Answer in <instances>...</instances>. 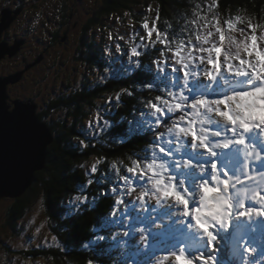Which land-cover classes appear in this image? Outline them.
<instances>
[{
	"label": "snow or ice",
	"instance_id": "snow-or-ice-1",
	"mask_svg": "<svg viewBox=\"0 0 264 264\" xmlns=\"http://www.w3.org/2000/svg\"><path fill=\"white\" fill-rule=\"evenodd\" d=\"M217 7L218 0H211L209 16L196 5V19L186 21L195 30L185 26L187 38L161 31L155 22L150 26L146 18L142 27L147 44H135L127 51L116 45L115 53L128 57L123 74L142 71L150 78L141 87L156 92L152 98L139 101L147 111L141 110L139 119L128 121L129 133L152 132L154 141L142 156L129 157L130 165L124 166L127 175L117 162L111 164L116 181L107 173L94 179L101 160L93 163L85 172L86 185L68 200L66 213H62L69 223L96 200H89L87 186L107 181L112 185L114 203L102 227H122L124 237L139 233L144 245L141 251L151 245L150 236L140 225L155 224L166 216L169 225L161 229L156 224V235L174 230L177 236L176 243L164 253L165 260L172 264H222L217 253L219 245L227 241L233 255L250 264L249 257L243 255L256 251L250 246L249 233L256 231L257 224L264 229V23L254 24L251 18L245 21L241 17L221 21L214 12ZM156 44L161 48L156 49ZM149 45L159 53L151 66L141 60ZM105 55L114 56L108 46ZM134 89L122 87L116 92L114 106L123 104L122 95L134 98ZM106 103L110 113L113 97ZM100 119L97 112L96 127L101 131L111 126L108 120L101 126ZM22 128L32 136L40 135L26 121ZM89 128L96 130L91 122ZM117 142L124 143V139ZM79 145L89 147L84 139ZM119 164L123 166L122 161ZM98 196L107 197L109 192L101 188ZM153 200L164 211L155 217L144 215L156 211ZM170 200L174 204L168 203ZM129 210L139 214L132 216ZM116 235L113 233V239ZM105 239L97 234L82 247L91 250Z\"/></svg>",
	"mask_w": 264,
	"mask_h": 264
},
{
	"label": "trees",
	"instance_id": "trees-1",
	"mask_svg": "<svg viewBox=\"0 0 264 264\" xmlns=\"http://www.w3.org/2000/svg\"><path fill=\"white\" fill-rule=\"evenodd\" d=\"M21 1L25 5L24 10L26 11L28 9V5L26 6L27 0ZM46 1L52 2V0H41L40 6L32 5V10L38 12V9H42L43 5L47 3ZM70 1H61V4L66 5L67 9L65 13L60 12L63 16V21L60 22L62 26L53 30L54 40L58 42L60 33L58 30L62 31L63 25L70 26L74 24L70 19L73 12L72 7L69 5ZM155 2L158 5L157 15L159 16L158 19L156 16V25L161 31H166L170 35L175 34L178 38H187L184 29L185 26L190 29L191 24H186V21L196 18L193 15L194 11H199V9H196V5H200L203 13H207L209 16L212 15L208 9L205 10L211 0H99V3H94L92 7V9H95V13L91 15L90 20L92 23V20L95 21V19L99 21L103 15L127 10L140 20L141 13H139L138 5L146 6ZM99 5L101 6L99 7ZM19 8L21 14L22 8ZM2 10L11 11L8 8H0V12ZM18 10L16 9V11ZM214 12L219 14L221 21L229 17H241L245 21L251 18L254 24L264 23V0H218V7L214 9ZM43 22L46 23V20ZM144 51L143 48L142 52ZM84 52L89 54L87 51ZM158 55L159 53L153 51L149 45L147 54L142 56L141 60L143 64L151 66V61L157 58ZM137 73L142 74L140 78L143 81L150 78L140 70L132 75ZM73 86V83L68 84L65 93L44 100L42 104L44 107L41 110L38 109L40 104L30 99L37 105L36 115L38 121L46 124L54 140L46 150V162L43 170L34 173L30 187L20 197L8 199L5 216L3 221L0 222V252L10 253L11 260L15 259L13 253L19 254L21 259L50 258L52 264H87L89 260H92L93 264H126L129 256L132 258V256L137 257L140 254V245L135 243L138 233L124 237L122 227H102L109 217L110 207L114 203V198L110 196L111 184L106 181L104 184L87 186L86 194L89 200L92 201L93 197H96V200L89 208H82L79 214L74 215L71 223L68 222V217L62 215V213H66L65 206L68 200L79 194L78 189L86 185L88 177L85 175L86 169L82 165L90 158H94L96 161L101 160V163L97 165L100 172L93 175L94 179H99L101 174L107 173L112 181H116L115 169L111 168V164L117 162L123 174L127 175L124 172V166L130 165L129 157L142 156L146 146L154 141L152 132L130 134L128 121L138 119L141 110L147 111L143 109L139 101L152 98L156 95V92L155 90L152 92L144 90L140 85V88L134 89L136 90L134 98L122 95L123 104L119 108L114 106L115 100L113 98L111 112H107L111 126L107 128L106 134L103 137L101 136L102 141H86L89 147L82 148L79 145L81 138L78 125L83 123V117L86 115L84 107L92 105L95 99L104 94L118 92L122 86L133 89L134 83L128 78H113L109 79L105 86L104 84H98L92 88V85L90 87L88 85L84 90L74 89ZM27 100L29 99L27 98ZM134 112L135 117L133 116ZM53 113L55 116L61 114L62 116L52 123L48 119V115ZM159 130L163 131L164 129L161 127ZM119 139H124V143H118ZM121 161L123 166L119 164ZM101 188L106 189L109 196L100 198L98 191ZM39 198L43 200L51 232L56 237L55 240L61 243L64 248L61 249L54 245L34 249L17 250L16 247L12 249L13 243L10 242L9 244L6 240L15 237L18 220L26 216L32 204ZM128 199H134V196ZM0 200L2 202L3 200L7 201L5 198ZM129 212L132 216L139 214L135 211L131 212V210ZM113 233H117L115 239H113ZM97 234L104 235L106 239L93 245L91 250L82 247L84 243L92 240ZM219 250L217 255L222 264H243L231 251L229 252L228 248L226 250L220 247ZM250 257V264H258L252 256ZM135 262L138 264L137 261Z\"/></svg>",
	"mask_w": 264,
	"mask_h": 264
},
{
	"label": "rangeland",
	"instance_id": "rangeland-1",
	"mask_svg": "<svg viewBox=\"0 0 264 264\" xmlns=\"http://www.w3.org/2000/svg\"><path fill=\"white\" fill-rule=\"evenodd\" d=\"M61 1H46L47 3L43 5V9L41 10L58 11L59 13H56L57 17L53 19L55 21L59 14H61L60 12L65 13L67 9V6L61 4ZM94 3H99V0L70 1L69 5L73 9L72 15L74 19L72 21L74 24L70 26L63 25V30H58L60 32L58 35L59 42L54 40L53 31L49 30L48 24L38 29V31L31 30L30 28L33 25L31 22L35 17L32 5L40 6L41 0H27L26 6L28 5V9L26 11L23 10L24 12L21 18H19L18 23L12 25L13 19L2 30L0 43H6L12 47L15 44V38H18L17 40L20 41L16 53L12 55L4 54L0 58V78L12 75L18 76V79L14 83L6 85V95L8 96L6 103L9 106L10 112L14 109L12 102L18 99L24 102L33 99L37 104H40L38 109L41 110L44 107L42 105L44 100L53 98L60 93H65L67 85L72 83L74 89L80 88L84 90L88 85L89 87L92 85V88L98 84H104L105 86L109 79L128 78L134 83L136 89L140 88V85L143 83V80L140 78L142 74L137 73L136 75H132V73L131 75H124L123 70L127 66L128 57H121L119 54H116L115 48L119 44L127 51L135 44L148 43L142 24L146 18L150 26L153 22L156 23L157 2L147 4L146 6L138 5L140 9L139 13H141L139 16L140 20L127 10L103 15L99 21L95 19L91 23V15L95 13V9H92ZM16 9L18 10L19 7L15 8L14 6L11 8L10 17H14L13 13ZM126 13L127 15H125ZM1 15L2 12H0V18ZM244 26L239 25V27ZM190 27L193 30L192 25ZM53 29L55 30L56 28L53 26ZM40 30L42 32H39ZM6 31H8L9 35L2 37ZM109 34H111L112 39H109ZM234 35L238 36L239 34L235 33ZM141 36L145 37L144 41H141ZM119 37H123V39H119ZM153 39H155V34L153 35ZM105 46L111 49L114 54L113 57L105 55ZM155 47L159 49L161 45L156 44ZM142 50L143 48L140 49L141 52ZM84 51H87L89 54H86ZM3 60L6 62L3 63ZM106 69L108 70L107 72ZM114 94H104L95 99L92 105L84 107L86 115L83 117V123L78 125L81 139L85 141H102L101 138L108 131V127H104L103 131L96 127V115L97 112L100 113L101 119L99 120V124L101 126H103L104 120L109 121L106 101L109 97L114 98ZM54 113L48 115V119L52 123L59 120L62 116V114L55 116ZM90 122L92 128L96 129L95 131L89 128ZM97 135H99L98 138H96ZM95 162L94 158H90V160L83 164V167L88 170ZM5 199L7 201L2 199V202L0 200V222L3 221L8 207L9 198ZM67 203L65 207H67ZM15 233L16 235L13 239L9 237L10 241L4 239L9 244L10 242L13 243V246L11 245L12 249L15 247L18 248L17 250L25 248L34 249L52 247L54 245L61 249L64 248L57 240H53L54 236L50 229L48 216L44 209L43 200L40 198L32 204L26 216L18 220ZM170 243H172V238H168L164 246ZM157 251H160V249ZM12 255L15 257L13 260L10 259V253H5V251L0 252V264H52L50 258L42 257L36 260L21 259L19 254L13 253ZM171 262L169 260L168 264H171Z\"/></svg>",
	"mask_w": 264,
	"mask_h": 264
},
{
	"label": "water",
	"instance_id": "water-1",
	"mask_svg": "<svg viewBox=\"0 0 264 264\" xmlns=\"http://www.w3.org/2000/svg\"><path fill=\"white\" fill-rule=\"evenodd\" d=\"M19 12L20 10L15 11L14 17H10L8 10H2L0 36ZM19 43L20 41H15L12 47L0 43V58L4 54L16 53ZM17 79V75L0 78V199L18 198L30 187L34 173L43 170L46 150L54 140L46 124L37 119L36 103L18 99L12 102L13 111H9L6 85ZM25 121L31 128L39 131L38 137L23 130Z\"/></svg>",
	"mask_w": 264,
	"mask_h": 264
},
{
	"label": "flooded vegetation",
	"instance_id": "flooded-vegetation-1",
	"mask_svg": "<svg viewBox=\"0 0 264 264\" xmlns=\"http://www.w3.org/2000/svg\"><path fill=\"white\" fill-rule=\"evenodd\" d=\"M14 6H15V8L21 7V6H23V7H21L22 8L21 14L17 15L14 18V20L12 21V23H11L12 25H14V24L16 25L18 23L19 18H21L22 12H24L23 10H24L25 5L22 4L21 0H0V8L1 9L2 8H8L11 10V8H13ZM56 13H59V12L58 11H48L46 9L41 10L39 8L38 12L35 11L33 14L35 17L33 18L32 22H31V24H33L32 26H30L31 30L38 31V29H40L41 27H44L46 24H48L50 31L54 30L53 26H54V28H58L59 26H62V25H60V22L63 21V16L61 14H59L57 20L53 21V19H55L57 17ZM36 18H37V20H36ZM60 18H61V20H60ZM70 19H72V20L74 19L73 15L70 16ZM44 20H46V23L43 22ZM39 32H42V31L40 30ZM7 35H9L8 31L3 33L2 37H6ZM17 39L18 38H15V41H18ZM4 62H6V61L3 60V63Z\"/></svg>",
	"mask_w": 264,
	"mask_h": 264
},
{
	"label": "bare ground",
	"instance_id": "bare-ground-1",
	"mask_svg": "<svg viewBox=\"0 0 264 264\" xmlns=\"http://www.w3.org/2000/svg\"><path fill=\"white\" fill-rule=\"evenodd\" d=\"M20 13V12H19ZM40 45V44H39Z\"/></svg>",
	"mask_w": 264,
	"mask_h": 264
}]
</instances>
